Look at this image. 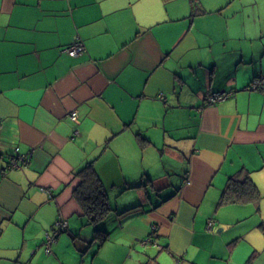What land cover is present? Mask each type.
Instances as JSON below:
<instances>
[{"label": "crops", "instance_id": "0c3cea01", "mask_svg": "<svg viewBox=\"0 0 264 264\" xmlns=\"http://www.w3.org/2000/svg\"><path fill=\"white\" fill-rule=\"evenodd\" d=\"M0 117V264H264V0H0Z\"/></svg>", "mask_w": 264, "mask_h": 264}, {"label": "trees", "instance_id": "16d2710c", "mask_svg": "<svg viewBox=\"0 0 264 264\" xmlns=\"http://www.w3.org/2000/svg\"><path fill=\"white\" fill-rule=\"evenodd\" d=\"M82 170L83 185L79 189L80 194L86 200H92L93 209L100 208L101 210L105 211L106 205L108 203H106V193L100 179L94 172L91 164L85 166ZM258 199L259 191L255 183L249 176H245V178L231 177L221 195L220 203L239 202L247 200L256 201ZM98 232L101 240H104L107 236V232L101 230H98Z\"/></svg>", "mask_w": 264, "mask_h": 264}, {"label": "built area", "instance_id": "2783aa9c", "mask_svg": "<svg viewBox=\"0 0 264 264\" xmlns=\"http://www.w3.org/2000/svg\"><path fill=\"white\" fill-rule=\"evenodd\" d=\"M66 50L72 55H77L85 50V45L81 40H76L74 43L66 47ZM258 85H259V80H255L253 83V87H258ZM229 94L230 92H227V91L209 92L207 94V100L212 103H215L218 100L224 99ZM161 96L163 95L161 94ZM70 116L74 121H77V122L79 121L77 111H72ZM2 124H3V119L2 117H0V129L2 127ZM31 157H32L31 150L23 152L21 151L19 146H16L13 150V153L10 154L8 157L6 168H10V169L21 168L29 164V162L31 161ZM56 225H57V228H55L53 233L46 234V242H47L46 251L47 252L51 251V243L56 239V237L64 229L67 228L68 223L65 219L60 218L59 220H57ZM153 228L154 230H156L157 226L154 225Z\"/></svg>", "mask_w": 264, "mask_h": 264}, {"label": "bare ground", "instance_id": "6f19581e", "mask_svg": "<svg viewBox=\"0 0 264 264\" xmlns=\"http://www.w3.org/2000/svg\"><path fill=\"white\" fill-rule=\"evenodd\" d=\"M10 155V154H9ZM56 228H57V225H56Z\"/></svg>", "mask_w": 264, "mask_h": 264}]
</instances>
